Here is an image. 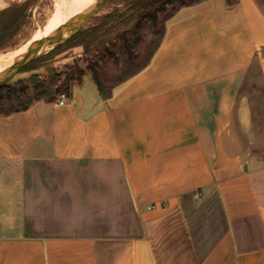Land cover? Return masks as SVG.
Returning a JSON list of instances; mask_svg holds the SVG:
<instances>
[{
  "label": "crops",
  "instance_id": "1",
  "mask_svg": "<svg viewBox=\"0 0 264 264\" xmlns=\"http://www.w3.org/2000/svg\"><path fill=\"white\" fill-rule=\"evenodd\" d=\"M254 70L264 10L201 0L108 96L86 72L65 106L0 112V264H264Z\"/></svg>",
  "mask_w": 264,
  "mask_h": 264
},
{
  "label": "rangeland",
  "instance_id": "2",
  "mask_svg": "<svg viewBox=\"0 0 264 264\" xmlns=\"http://www.w3.org/2000/svg\"><path fill=\"white\" fill-rule=\"evenodd\" d=\"M28 1V16L24 25L0 45V55L17 53L28 47L35 40L41 38L45 34L46 28L52 27L49 24L46 28H43L58 10L59 6L65 12L71 0H6L5 6L0 9V12L13 5L23 4ZM134 1L106 0L99 14L80 31L84 34L83 37H102L108 31L107 36L104 37L106 47L114 52V57L106 56L102 60V56L105 55L102 46L95 44L87 49L88 51H85L84 47L68 48V45H66L67 41L55 48L45 50L39 54L36 59L38 61L32 64L30 69H22L8 83L17 89L20 95L19 98L14 99L13 103L0 104V112L21 109L38 100L58 99L59 92L63 89L62 86L67 75L77 71L83 72V74L86 72L91 73L90 66L98 64L100 67L99 76L102 82L110 89L142 70L149 63L152 55L162 43L165 24L170 18V15L174 14V9L170 8L167 15L160 17V24L157 31H154L151 24L146 22L140 32L141 39L136 43L135 37L133 36V27L131 25H125L120 21L121 19L125 20L130 15L129 6ZM256 2L264 10V0H256ZM115 12H117L115 17L112 19L107 18L109 14ZM122 33H127L129 39L134 43L133 51L135 57L133 60L120 51L123 45L121 39ZM66 36L70 37V34L66 33ZM58 47L61 48L56 50ZM50 53V57L45 58ZM34 78H39V80L33 83L32 80ZM244 94L250 99L248 106L254 115L253 122L256 134L254 136L252 150H258V152L264 153V87L261 82L260 71L254 70L252 72L250 80L244 89ZM62 167L61 165H56L55 167H48V169H51L55 174L61 172ZM55 170L56 172H54ZM127 218L128 216H122V220L127 221Z\"/></svg>",
  "mask_w": 264,
  "mask_h": 264
},
{
  "label": "trees",
  "instance_id": "3",
  "mask_svg": "<svg viewBox=\"0 0 264 264\" xmlns=\"http://www.w3.org/2000/svg\"><path fill=\"white\" fill-rule=\"evenodd\" d=\"M199 1L201 0H135L129 6L130 15L125 20L121 19L120 21H122V23L125 25H131L133 27V36L135 37L136 43H138L141 39L140 32L142 31L146 22L151 24L154 31H157L160 24V17L167 15L170 8H173L175 13L183 7L191 6L198 3ZM228 2L231 4L232 0H228ZM28 9L29 1L23 4L13 5L12 7L0 12V45L6 39L14 35L15 32H17L24 25L28 16ZM116 13L117 12L109 14L107 18L112 19L117 15ZM172 15H170V17ZM107 34L108 31L105 33V36L102 37H83L84 34L82 32H79L72 38H70L66 42V45H68V48L84 47L85 51H88L87 49L95 44L97 46H102L105 51V55H103L101 59L104 60L106 56L114 57L115 55L112 50L106 47L104 37H106ZM121 39L123 45L120 51L128 55L129 58L133 60V58L135 57L133 51L134 43H132V41L129 39L127 33H122ZM74 41L76 42L74 43ZM60 48L61 47H58L56 48V50ZM51 53L46 55L45 58L50 57ZM37 61L38 60L31 62L30 64L25 66L23 70L30 69V66ZM89 69L92 74L93 81L96 84L100 94L104 97L108 96L111 93V89L102 82L99 76L100 67L98 66V64L95 66H90ZM83 75V72L80 71L71 72L70 74H68L66 80L63 83V89L61 92H59V95L60 93H65L69 97L70 83L76 81L81 82V78ZM19 95L20 92L13 86H11L10 84L4 85L0 87V104L4 105L5 103H13L14 99L19 98ZM27 107L28 105L17 111L26 109Z\"/></svg>",
  "mask_w": 264,
  "mask_h": 264
},
{
  "label": "water",
  "instance_id": "4",
  "mask_svg": "<svg viewBox=\"0 0 264 264\" xmlns=\"http://www.w3.org/2000/svg\"><path fill=\"white\" fill-rule=\"evenodd\" d=\"M105 2L106 0H98L96 5L91 8L90 11L70 21L53 36L34 44L24 57L18 60L5 74L0 76V87L10 83L25 66L35 61L41 52L55 48L84 29L90 21L99 14ZM66 33H69L70 37H67ZM37 80H39V78H34L32 82L35 83Z\"/></svg>",
  "mask_w": 264,
  "mask_h": 264
},
{
  "label": "bare ground",
  "instance_id": "5",
  "mask_svg": "<svg viewBox=\"0 0 264 264\" xmlns=\"http://www.w3.org/2000/svg\"><path fill=\"white\" fill-rule=\"evenodd\" d=\"M5 1L6 0H0V9L5 6ZM97 2L98 0H71L70 3H68L67 8H66L67 10H65V12L62 10V7L59 6L58 10L54 13L52 18L48 21V23L43 28H46L49 24H51L52 27L46 28L45 34L41 38L35 40L28 47L18 51L17 53H9V54L0 55V76L5 74L18 60L24 57L27 51L34 44L53 36L58 30L63 28L70 21L88 12L91 8H93L96 5Z\"/></svg>",
  "mask_w": 264,
  "mask_h": 264
},
{
  "label": "built area",
  "instance_id": "6",
  "mask_svg": "<svg viewBox=\"0 0 264 264\" xmlns=\"http://www.w3.org/2000/svg\"><path fill=\"white\" fill-rule=\"evenodd\" d=\"M68 96L65 94V93H61L60 95H59V98H58V100H59V102H58V105L60 106V107H62V106H65V104L67 103V101H68ZM149 209L151 210V209H154V207H149Z\"/></svg>",
  "mask_w": 264,
  "mask_h": 264
}]
</instances>
